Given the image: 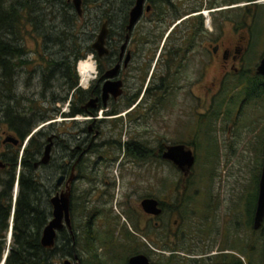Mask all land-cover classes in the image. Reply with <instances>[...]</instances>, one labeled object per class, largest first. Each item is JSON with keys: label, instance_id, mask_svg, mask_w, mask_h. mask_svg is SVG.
<instances>
[{"label": "flooded vegetation", "instance_id": "flooded-vegetation-1", "mask_svg": "<svg viewBox=\"0 0 264 264\" xmlns=\"http://www.w3.org/2000/svg\"><path fill=\"white\" fill-rule=\"evenodd\" d=\"M183 1L144 0L141 17L128 36L122 57H120L121 46L128 33L126 27L129 23V13L135 6L136 0H133L131 6L129 5L131 2L128 0L119 4L122 9L128 8L125 17H119V13L113 11L118 7L117 5L112 6L109 12L110 20L103 21L108 29L105 41L107 54L99 57L93 50L96 74L86 89L88 97L81 100L78 95H74L76 92L73 94L74 102L78 107V113L74 117H90L85 120L83 128L79 122L78 124L76 120H72L74 117L66 116L70 109L65 111L61 103L64 98L62 90L65 86L63 63L59 64L57 84L55 69L49 70L47 67V56L52 54L54 58H57L58 52L43 51L40 49L39 43L36 42L35 53L39 54L40 63H36L33 59V50L22 56L20 62L24 64L23 58L27 54L25 60L28 64L23 69L19 68L18 72L21 71V73L29 75L30 82L27 86L31 87V91L28 93V100L36 102V105L42 106V108L44 106L54 117V119H49L48 123L39 125L40 130L32 132L33 129L31 131L32 134L43 131L45 142L33 167L43 169V179L47 182V187L51 185V182L54 183L53 188L49 187L52 193L50 198L65 188L73 174L70 200L72 235L64 227L57 232V237L60 233L66 232L73 241L75 233L77 243L73 241L75 244L73 255L65 258L63 262L70 260L72 264H107L105 255L92 251L97 245H103L105 254L113 256L114 259L117 257L122 264H127L130 257L139 254L145 255L151 264H161L163 259L169 264H248L246 256L250 261L252 260V254L257 247L255 239L257 234L262 236L264 256V220L258 228H254L253 224L258 185L254 189V194L251 193L246 201L245 219L243 220L241 218L243 216H239L240 219L237 218L235 222H229L234 229L228 226L221 230L218 227V218L221 213L229 215L227 205L233 198H231V193L226 197L220 195L218 189V186L222 185L220 179L214 180L215 188L209 195V202L204 208L198 205L192 206L193 198L199 195V191L193 189L197 165L196 144L193 139L200 132L189 125V129L187 128L185 131L188 141L177 142L171 139L172 134L170 133L162 136L163 132H167L166 121L175 116H177L176 118L178 115L186 117L182 124L188 121L191 123L195 117L199 120V124L203 119H207L211 85L216 91V84H221L226 73L220 74V78L210 85V82H206L205 74V68L210 64V60H206L198 63L200 68L194 78L192 67L194 39L198 37L203 39V34L198 37L192 33L187 35V42L178 45L177 49L171 52V56L162 55L164 49V43H162L153 62L151 58L156 51V43L149 45L146 50L147 43H145L144 37L135 34L136 26L141 21L144 25H160L161 19H152L158 4L171 10L174 17L178 15L177 8L179 6H188L187 9H212V13L226 9H234L233 11L241 9V0H190L191 7L190 4ZM70 2L74 8L72 0ZM245 3V7L252 8L253 2ZM81 8L83 9L82 0ZM199 15L200 12L195 15L190 14L189 17H198ZM184 19L185 17L178 20L177 24ZM193 37L195 38L192 39ZM207 47H211L209 43H207ZM235 47L237 49V46ZM201 48H204L203 44ZM211 52L222 61L223 68L224 64L230 61L234 62L237 59L235 54L239 53L238 50H235V53L228 49L220 50L218 45L212 46ZM128 54L129 60L125 64ZM117 65L119 68L113 77L105 78L103 76L105 72L112 71ZM231 69L236 70L233 65H231ZM24 78L25 76L21 77V74L14 73L10 84L7 85L13 89L18 80ZM45 79H48L47 83H44ZM107 80L112 83L119 82L120 88L119 92L107 93L106 99L103 100V86ZM50 81L53 86L51 98L54 101L53 104L48 102V95H45L47 97L41 100L37 98L38 92H36V88L45 87L50 84ZM3 86L0 77V162L4 165L3 168H0V175L4 170L15 165L18 152L21 156L28 142L23 145L28 136L24 138L27 125L22 124L30 122L29 120L22 121L26 116H18L12 111V107L16 105L15 95L12 91L5 94ZM78 87L80 88L79 85ZM195 89L197 94L194 92ZM91 99L96 101L89 103ZM194 100L203 111L204 106L207 108L205 115L196 109V115H194ZM188 117H191V120ZM199 117L202 118L201 121ZM69 121L71 123H68ZM72 121L76 123H72ZM67 124H71V126L67 127ZM31 133L29 137H31ZM49 139H51L50 156L47 164L43 165L40 160L44 156L46 147L50 144ZM176 145L185 146L194 155V164L187 176L172 161L163 158L167 149ZM165 166L170 167L180 178H174L172 174L168 178H162L161 172ZM114 167L121 170V176L126 173H131L132 176L127 180H121L122 187L125 189L121 192L122 202L119 203L120 213L118 215L106 206L113 200L111 190L120 181L111 180L109 169ZM53 168L56 170L55 173H51ZM60 177L64 179L61 186L58 187L56 181ZM80 187L85 188L81 189ZM152 192L155 196L146 195ZM129 193L132 196H137L135 204L129 202ZM85 195L86 197H84ZM251 196L252 200L250 201ZM83 197L85 199L81 201ZM50 198L48 199L50 218L41 229V235L52 218ZM145 199H153L156 202V209H159L160 213L157 215L147 214L141 206ZM247 210H250L249 213ZM84 215L85 222L82 219ZM247 215H251V224L248 226L251 231L250 239L243 241L238 227L242 222L247 227ZM121 216L126 223H122L116 232L114 223L120 221ZM223 223L225 222L223 221ZM83 229H86L90 234L91 246H88L85 236L84 240L80 238ZM109 232H113L114 237L115 234H119L121 240L116 237L114 243H104L98 240V235L101 238ZM110 245H113L114 248H111ZM116 246L119 248L116 254H113L112 251ZM152 251L159 258V263L151 260ZM243 251L246 255H242ZM75 255L78 257L77 261L74 260Z\"/></svg>", "mask_w": 264, "mask_h": 264}, {"label": "trees", "instance_id": "trees-1", "mask_svg": "<svg viewBox=\"0 0 264 264\" xmlns=\"http://www.w3.org/2000/svg\"><path fill=\"white\" fill-rule=\"evenodd\" d=\"M128 1L131 2L129 4L131 6L133 0ZM247 1L255 2L257 0ZM123 2L124 0H82V16L79 17L70 0H0V77L4 85L2 87L4 93L12 91L13 95H15L16 105L12 107V111L18 116H26L22 121H30L29 124H22L27 125L24 138L29 136L31 131L40 124H44L49 119H54L49 110H46L44 106L42 108V106L36 105V102L28 100V93L31 91V87H28V82H30L28 79L29 75L21 73V71L18 72L19 68L23 69L28 64L27 60H25L27 52H29L27 41L38 42L40 49L43 51L50 53L58 52L57 58H54L52 54L47 56V67L49 70L55 69L57 73L55 82L57 84L59 64L62 62L64 65L65 86L62 90L64 98L61 103L62 105L68 104L70 112L66 116L72 118L78 113V107L74 102L73 96L78 95L81 100L88 97V90L78 87L76 65L80 60H85L89 55L95 58L91 45L100 31L103 21L110 20L109 12L112 6L117 5L118 7L114 8L113 11L119 13V17H125L128 8L122 9L119 7V4ZM251 7L246 6L236 11H244L248 15L251 14L250 19H252V28L254 29L261 17L258 14L260 6L254 3ZM178 8L180 10H177V12L179 11L178 15L176 17L173 16L166 23V25H169L167 29L169 33L164 37L163 56H171V52H174L178 45L186 43L188 39L187 35L192 33L195 37H198L205 33L204 19L199 15L198 22H193L194 20L191 19L188 28L180 33L178 44H175V46L168 44L169 38L174 34L173 31L177 27V24L175 25L172 21H178L183 18V12L181 11L189 10L186 15H183L185 17L192 13H198L201 10L197 8L184 10L183 6H179ZM165 11L167 9L162 4H158L153 15V20L161 19V22L165 23L168 16ZM216 13L220 14L222 12L218 11ZM169 15L171 16V13ZM245 16L243 17L245 18ZM244 22L241 24L242 27H246L247 25ZM163 34L164 31L159 34L142 35L145 43L148 45L156 43V51L151 58L153 62L155 61L158 43ZM185 36V40H180ZM146 50H148V47ZM25 53L27 54L23 58V64L20 61ZM14 73L17 75L21 74V77L25 76V78L19 79L12 89L7 84H10ZM239 78L244 80V84L242 83L241 86L245 85L244 94L246 97L254 100L264 98V79L257 75L255 71L252 72V69L249 68V70L239 73L236 79ZM47 82L48 79H45L44 83ZM238 85L240 83L236 84V86ZM52 87V81H50L49 85L36 88V92H38L37 98L43 100L47 97L45 95H48V102L53 104L54 101L51 99L53 94ZM29 88L30 90H28ZM74 92L76 93L74 94ZM72 123L76 122L72 121ZM43 136V131L31 134L21 156L19 152L16 154L17 160L15 165L7 168L0 175V264L2 262L3 264H59L61 258L72 257L73 255L75 244H73L71 236L66 232L58 235L55 247L51 250H45L40 244L41 229L50 218L48 199L52 193L49 187H54L53 184L47 187V182L42 176L43 169L33 167L45 143ZM262 161L263 153L259 166L260 170ZM53 171V173L56 172L54 168ZM258 181L259 175L256 185H258ZM15 183H17V194L13 201ZM249 211L247 210L248 213ZM250 224L251 215H247V227ZM8 232L10 242L6 243ZM73 235L74 243H77V236L75 233ZM84 236L88 246H91L90 234H88L86 229H83L82 236L80 237L81 240H84ZM114 239L113 232H109L101 236V238L98 235V240L104 243H114ZM110 247L114 248L113 245H110ZM118 248L116 246L112 253L116 254ZM5 252L7 254L3 260ZM242 255H246L245 251H243ZM246 257L248 264H252L249 257Z\"/></svg>", "mask_w": 264, "mask_h": 264}, {"label": "rangeland", "instance_id": "rangeland-1", "mask_svg": "<svg viewBox=\"0 0 264 264\" xmlns=\"http://www.w3.org/2000/svg\"><path fill=\"white\" fill-rule=\"evenodd\" d=\"M185 1L186 3L190 4L191 7V1L184 0L183 2ZM245 2H247V0H241V9L245 7ZM254 3L260 6V9H258V14L261 15L259 22L254 29L252 28V19H250L251 14L248 15L244 13V11H233L234 9H230L229 11V9H226L228 11H220L222 13L218 14L211 13L213 11L212 9L201 8L200 12L210 11L209 23L208 25L204 26L205 33H203V39H201V37L194 39L192 59L194 78L196 77V73L200 68L198 63L205 62L206 60H210V64L205 68L206 82H210V85L216 82L217 78H220V74H226L220 82L221 84H216V91H214L211 85L209 107H207L209 110L207 119H203L202 123L199 124V120L195 117L191 123L188 121L182 124L186 117L178 115V118L175 116L174 118H170L166 121L167 132L162 133V136H165L168 133L172 134L171 139L179 142L189 140L185 137V131L189 125H192L194 130L200 132L198 135H195L193 139L196 144L195 154L197 156L193 189L198 190L199 195L193 198L192 206L198 205L201 208H204L209 202V195L215 188L214 180L220 179L222 184V187L218 186L220 195H222V197H226L229 193H231V198H233L231 201L232 203L234 202L232 204L230 201L227 205V212L229 215L221 213L218 218V227L221 228V230L228 226L234 229L233 226L229 224V222H235L237 218L240 219L239 216H243L241 218H243V220L245 219L244 213L246 209V201H248V196L251 193H254V189H256V180L258 175L260 176L259 171H261L259 166L261 163L262 153H264V98L261 100H254L252 98L246 97L244 94L245 85L241 86L242 83L244 84V80L240 78L236 79L239 73L247 71L249 68L252 69V72H254L264 53V0H257L252 4ZM183 8L186 10L188 6H184ZM181 12H183L182 17H184L183 15H186L189 10ZM165 13L168 14L165 23L160 25H144V23L141 21L136 26L135 30V34L141 35H148L152 33L159 34L160 32L163 33L164 31V34L158 43L157 52L164 41L165 35L168 33L167 29L169 25H166V23L173 17V14H171V16L169 15L171 10H167ZM192 14L195 15V13ZM243 16H245V18ZM188 17L189 15L185 16V19L178 24L177 21H172L173 23L177 24V27L173 31L174 36L171 35L169 38L168 44L171 46H175V44L179 43L178 39L180 33L184 32L188 28V24L191 19L194 20L193 22H198V17H190V19H188ZM200 17L203 16L200 15ZM243 19L247 23L246 27H242L241 25L244 22ZM185 39L186 36L180 40ZM207 43H209L211 47H207ZM202 44L204 48H201ZM216 45L220 46V50L228 49L231 50L232 53H235V50H238L239 53L235 54L237 55V59L234 62L230 61L229 63L224 64L225 67L223 68L222 61L211 52L212 46ZM146 46L148 47L149 45L146 44ZM235 46H237V49ZM27 48L29 51L33 50V59L36 63H40V56L39 54L35 53L37 50L35 47V42L28 40ZM82 61L92 62L95 66L96 72V63L92 58V55H89L85 60H80L76 65L78 83L80 79L78 65ZM231 65H233V68L236 69L235 71L231 69ZM237 83H240V85L236 86ZM194 92L197 94L196 89ZM193 105L194 115H196L195 109L201 114L204 113L203 115L207 113V108L204 106L203 111L201 106H198L196 100H194ZM66 106L67 103L63 105V108ZM85 117L86 116H80V119L77 120V123L79 122L81 124V128L84 127L85 119L83 118ZM188 118L191 120V117ZM199 119L200 121L202 120L200 117ZM46 123L48 122L46 121L45 124ZM68 123L71 122L69 121ZM40 126H42V124H40ZM40 126L34 128L32 132L38 131ZM68 126L70 127L71 124H67V127ZM185 126L187 127L184 128ZM109 170L111 180L115 179L116 182H118V180L120 181L119 184L111 190V193L113 194V200L106 206H108L112 212H114V214L118 215V213H120L119 203L122 202L121 192L123 189H125L122 187L121 180H127L132 176L131 173H126L121 176V170H119V168L117 169V167H114L113 169L111 168ZM53 172L54 171L51 170V173ZM161 174L162 178H168L170 174H172L174 178L178 177L168 166L163 167ZM42 176L44 177V175ZM52 184L54 185L53 182H51V186ZM80 188L83 189L85 187ZM146 195L155 196L153 192L151 194L147 193ZM128 196L129 202L135 204L137 201V196H132L131 193H129ZM84 197L81 201L84 200ZM235 215L237 216L235 217ZM195 216L198 217L199 215ZM84 217L85 215L82 219L85 222L86 217ZM223 221L225 223H223ZM122 223H126L123 216H121L120 221L118 220L117 223H114L116 232L117 229L122 226ZM248 228L249 227L244 225V222L240 223L238 227V229H240L238 231H240L241 239L243 241L250 239L251 231ZM115 237L118 240H121L119 234H115ZM255 239L257 240V247L252 254L251 262L252 264H264L262 238L259 234H257ZM8 242H10L9 232L6 243ZM150 245L154 247L152 243ZM92 251L96 254L105 255L108 261L107 264H122V262L118 260L117 257L114 259L113 256L105 254L106 252L103 245H97L92 249ZM152 253L153 254H150L151 260L159 263V258L154 255V251H152ZM6 254L7 252L4 253L3 260L5 259ZM64 259L65 258H61L59 260V264H62ZM161 264H169V262H166V260L163 259Z\"/></svg>", "mask_w": 264, "mask_h": 264}, {"label": "water", "instance_id": "water-1", "mask_svg": "<svg viewBox=\"0 0 264 264\" xmlns=\"http://www.w3.org/2000/svg\"><path fill=\"white\" fill-rule=\"evenodd\" d=\"M72 3L74 5L75 11L77 12L78 16L81 17L82 16L81 0H72ZM143 5H144V0H136L135 6L131 9L129 13V23L126 27L128 33L126 34L123 45L121 46L120 57L123 56V53L125 51L129 34L131 33L135 24L141 17ZM107 34H108L107 25L106 23H104L101 26V29L95 41L91 45L92 50L97 52L99 57H102L103 55L107 54V48L105 47ZM128 60H129V54L126 56L125 64L128 62ZM118 68L119 66L117 65L112 71L105 72L103 76L105 78L113 77L116 71L118 70ZM255 72L257 75L261 76L264 79V54L260 59ZM119 88H120L119 82L112 83L111 81L107 80V82H105L103 86V100L106 99L107 93H114L116 91L119 92ZM95 101H96L95 99H91L89 100V103H94ZM49 141L50 144L49 146L46 147L44 156L40 160V163L43 165L47 164L49 160V156H50L49 154L51 150V139H49ZM26 142L27 140L24 142L23 145H25ZM163 158L172 161L178 167L179 170L184 172L185 176L188 175L190 168L194 164V155L188 148H186L183 145H176L169 147L166 153L163 155ZM3 167L4 165L0 162V168ZM63 179H64L63 177L57 179L56 185L58 187L61 186ZM72 179H73V174L70 176L69 181H67L65 188L61 192H58L55 195H53L49 200L52 206V218L45 226L40 238V244L42 248H44L45 250H51L55 247L57 232L61 231L64 227H66L69 233L72 235L71 220H70V200H71ZM16 189L17 186L15 187V190ZM141 206L147 214L157 215L160 213V210L156 209V202L153 199H145L141 203ZM263 220H264V153H263V161H262V166L258 181L256 208H255V214L253 220L254 228L260 227ZM73 241H74V236H73ZM74 260L75 261L78 260L77 255L74 256ZM63 264H72V263L70 260H65ZM127 264H151V263L149 262V259L145 255L139 254L130 257L127 261Z\"/></svg>", "mask_w": 264, "mask_h": 264}, {"label": "bare ground", "instance_id": "bare-ground-1", "mask_svg": "<svg viewBox=\"0 0 264 264\" xmlns=\"http://www.w3.org/2000/svg\"><path fill=\"white\" fill-rule=\"evenodd\" d=\"M95 71V66L92 62L82 61L78 65L79 75L82 77L83 81L87 83L93 77ZM3 264V262H2Z\"/></svg>", "mask_w": 264, "mask_h": 264}, {"label": "built area", "instance_id": "built-area-1", "mask_svg": "<svg viewBox=\"0 0 264 264\" xmlns=\"http://www.w3.org/2000/svg\"><path fill=\"white\" fill-rule=\"evenodd\" d=\"M209 12H210V11H201V12H200V14H202V16L204 17V23H205V25H208V23H209ZM94 75H95V74H93V76H94ZM79 86L82 87V88H86V87L88 86V82L85 83V82L83 81L82 77H80ZM78 119H80L79 116H76V117L72 118V120H78ZM83 119L88 120V119H90V117L87 116V117H85V118H83ZM70 120H71V119H70Z\"/></svg>", "mask_w": 264, "mask_h": 264}]
</instances>
